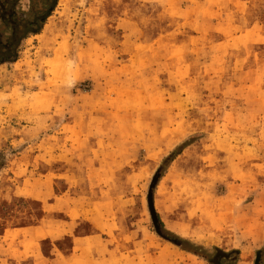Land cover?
<instances>
[{
  "label": "rangeland",
  "instance_id": "1",
  "mask_svg": "<svg viewBox=\"0 0 264 264\" xmlns=\"http://www.w3.org/2000/svg\"><path fill=\"white\" fill-rule=\"evenodd\" d=\"M57 28L64 65L0 70V264H255L264 0H60Z\"/></svg>",
  "mask_w": 264,
  "mask_h": 264
},
{
  "label": "trees",
  "instance_id": "2",
  "mask_svg": "<svg viewBox=\"0 0 264 264\" xmlns=\"http://www.w3.org/2000/svg\"><path fill=\"white\" fill-rule=\"evenodd\" d=\"M59 4L60 0H0V65L20 58L25 41L43 31ZM189 144L185 141L178 145L164 159V165L175 160ZM6 163V155L0 150V171ZM255 264H264V245L257 251Z\"/></svg>",
  "mask_w": 264,
  "mask_h": 264
},
{
  "label": "crops",
  "instance_id": "3",
  "mask_svg": "<svg viewBox=\"0 0 264 264\" xmlns=\"http://www.w3.org/2000/svg\"><path fill=\"white\" fill-rule=\"evenodd\" d=\"M47 25L48 23L42 32L28 38H35L38 40L35 45L37 49L32 51V54H29V56L21 55L20 58L14 62L1 64L0 70H45L47 72V70H53L49 62L54 59L59 60L64 65V61L74 48V41L71 37L72 34L60 28H57L55 31H47ZM22 53L23 51L21 54ZM83 65L84 64L81 63V68ZM74 69L75 68L72 70ZM72 227L74 228L75 226H71V228Z\"/></svg>",
  "mask_w": 264,
  "mask_h": 264
},
{
  "label": "water",
  "instance_id": "4",
  "mask_svg": "<svg viewBox=\"0 0 264 264\" xmlns=\"http://www.w3.org/2000/svg\"><path fill=\"white\" fill-rule=\"evenodd\" d=\"M157 178V177H156ZM155 179V178H154ZM154 182L156 183L157 182V180L155 181L154 180ZM153 184H152V186H151V189H150V196H149V200H150V206H151V209H152V214H153V220H154V222H155V226H156V228H157V231H158V233L159 234H161L162 236H164L165 235V232H164V229L162 228V226L161 225H159L158 224V220H157V217H156V214H155V211H154V199H153V194H154V191H153ZM177 244H179V243H177ZM181 245V244H180ZM182 246V245H181ZM189 250H191L190 248H188ZM200 254V253H199ZM203 256H205L210 262H212L213 264H221L220 263V259H221V257L222 256H225V257H228L229 255L227 254V253H225V252H223V251H218V253L215 255V256H213V257H208V256H206V255H203Z\"/></svg>",
  "mask_w": 264,
  "mask_h": 264
},
{
  "label": "bare ground",
  "instance_id": "5",
  "mask_svg": "<svg viewBox=\"0 0 264 264\" xmlns=\"http://www.w3.org/2000/svg\"><path fill=\"white\" fill-rule=\"evenodd\" d=\"M264 218V203H263V208L259 211L258 217L256 218L255 222H254V227H255V231H254V236H255V240L257 239H261V222ZM241 261L239 264H248L249 260L252 258V254L251 251L249 249H246L242 255H241Z\"/></svg>",
  "mask_w": 264,
  "mask_h": 264
},
{
  "label": "clouds",
  "instance_id": "6",
  "mask_svg": "<svg viewBox=\"0 0 264 264\" xmlns=\"http://www.w3.org/2000/svg\"><path fill=\"white\" fill-rule=\"evenodd\" d=\"M75 65L74 60H68L66 64L67 70L70 72ZM79 81L77 79H74L71 75H68L63 83V86L67 88L68 90H72L77 87Z\"/></svg>",
  "mask_w": 264,
  "mask_h": 264
},
{
  "label": "flooded vegetation",
  "instance_id": "7",
  "mask_svg": "<svg viewBox=\"0 0 264 264\" xmlns=\"http://www.w3.org/2000/svg\"><path fill=\"white\" fill-rule=\"evenodd\" d=\"M231 257H232V255L231 256H228V257H223V259H222L221 262L223 264H230V262L232 261Z\"/></svg>",
  "mask_w": 264,
  "mask_h": 264
}]
</instances>
